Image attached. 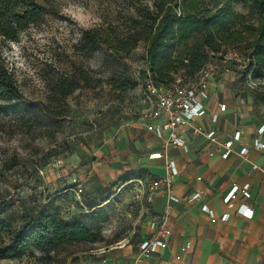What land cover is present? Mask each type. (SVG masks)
Returning a JSON list of instances; mask_svg holds the SVG:
<instances>
[{"label": "crops", "instance_id": "obj_1", "mask_svg": "<svg viewBox=\"0 0 264 264\" xmlns=\"http://www.w3.org/2000/svg\"><path fill=\"white\" fill-rule=\"evenodd\" d=\"M227 78H211L205 113L174 129L186 149L164 147L169 133L157 136L140 117L122 118L111 135L99 138L95 147L81 145L67 163L50 173L48 187L53 194L37 212L56 213L66 221H87L98 210L113 224L127 221L128 237L110 246L99 263L264 264V147L255 148L257 141L264 143V132L258 134L264 126V87L252 90ZM213 114H217L215 121ZM193 126L214 130L219 142L235 132L239 139L223 159L215 143L191 133ZM241 148H247L244 157L238 154ZM155 151H165L175 164L171 192L177 201L170 202L165 217L170 235L153 252L142 255L139 244L147 237L148 224L158 220L169 200L165 189L142 194L139 187V181L147 183L164 174L163 159L149 158ZM75 182L83 185L81 205L72 195ZM234 185H247L249 197L237 192L228 205L223 197ZM196 192L199 199L189 201ZM203 205L217 218L215 222L201 209ZM224 214L227 217L222 221L219 218Z\"/></svg>", "mask_w": 264, "mask_h": 264}, {"label": "rangeland", "instance_id": "obj_2", "mask_svg": "<svg viewBox=\"0 0 264 264\" xmlns=\"http://www.w3.org/2000/svg\"><path fill=\"white\" fill-rule=\"evenodd\" d=\"M210 1L205 0L204 6L212 8ZM36 2L44 8L42 19L22 30L15 41L5 42L1 54L21 95L12 107L0 109V202L8 205L2 218L11 228L48 203L53 194L49 175L67 163L71 153L86 143L95 147L99 138L111 135L119 121L130 116L129 110L138 105L137 85L146 69L143 41L123 58L108 56L103 45L91 53L77 46L87 29L123 36L129 18L152 0ZM231 8L248 14L242 0H232ZM240 48H227L211 58L217 73L228 68L227 79L233 78L237 86L264 87V75L251 79L245 75ZM175 76L182 77L181 71ZM112 222L87 223L98 232L95 242L48 254L28 248L20 256L0 259V264H100L110 246L128 237L127 221ZM116 225L119 228L114 229Z\"/></svg>", "mask_w": 264, "mask_h": 264}, {"label": "trees", "instance_id": "obj_3", "mask_svg": "<svg viewBox=\"0 0 264 264\" xmlns=\"http://www.w3.org/2000/svg\"><path fill=\"white\" fill-rule=\"evenodd\" d=\"M231 2L211 0L212 8H208L205 0H152L151 5H143L135 17L129 18L123 36L87 29L77 49L91 53L97 45H103L110 52L108 56L123 58L143 41L146 69L141 81L148 73L156 85L192 78L212 57L234 47H241L246 76L264 75V0H242L247 15L234 13ZM43 13L36 0H0V109H9L21 97L2 61V48L40 21ZM180 71L182 77L175 76ZM126 86L123 82L121 88ZM7 207L6 202H0V259L20 256L28 248L48 254L68 245L95 242L98 232L87 223L107 219L98 210L92 211L87 221H66L56 213L37 212L23 219L19 227L11 228L2 218Z\"/></svg>", "mask_w": 264, "mask_h": 264}, {"label": "built area", "instance_id": "obj_4", "mask_svg": "<svg viewBox=\"0 0 264 264\" xmlns=\"http://www.w3.org/2000/svg\"><path fill=\"white\" fill-rule=\"evenodd\" d=\"M212 62L205 64L192 78L183 80L176 78L167 85L154 84L147 73L146 78L138 85L140 95L136 108L129 110L130 116H137L144 120V125L148 131L154 132L157 136H161L163 131L169 133L168 138L164 141V147L177 146L186 149V143L183 139L174 134V129L177 126L188 123L194 117H200L205 113L204 101L208 97L207 84L211 78H222L228 76L231 72L228 68L219 71ZM251 79V75L247 74ZM252 87L254 83H251ZM217 114L212 115V120L215 121ZM264 132V126L258 128V134ZM192 134H202L209 142L215 143L220 151L221 158H227L231 151L232 144L239 139V132H235L232 138L219 142L214 130H205L201 126L191 127ZM264 143L257 141L256 149H262ZM238 154L242 157L246 156L247 148H241ZM149 158H162L164 162V174L148 181L147 183L139 181V187L144 194L146 190L165 189L169 194L168 203L164 207V212L158 220H151L148 224L149 231L146 239L139 244V250L142 255H147L155 250V245L163 244L170 235V230L165 224V217L169 213L170 202L177 201V198L171 192V185L177 175V169L173 160H170L165 151H155L149 154ZM252 168H256L252 165ZM74 200L81 205V197L83 193V185L80 182H75L72 188ZM237 192H241L245 197H249L248 187L244 185L238 187L234 185L228 193L223 197V202L230 205L231 201L236 198ZM199 193H195L189 197V201L199 199ZM242 205L239 207L241 209ZM201 209L208 213L210 221L215 222L217 218L213 213L202 206ZM227 214L222 215L219 219L226 220ZM100 264H105L101 261Z\"/></svg>", "mask_w": 264, "mask_h": 264}]
</instances>
